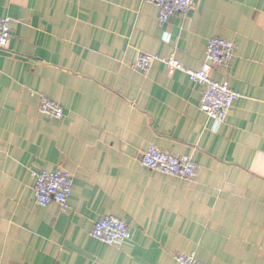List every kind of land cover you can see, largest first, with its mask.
I'll use <instances>...</instances> for the list:
<instances>
[{"label":"crops","instance_id":"1","mask_svg":"<svg viewBox=\"0 0 264 264\" xmlns=\"http://www.w3.org/2000/svg\"><path fill=\"white\" fill-rule=\"evenodd\" d=\"M0 264H264V0H196L160 25L144 0H0ZM217 37L235 57L209 76L240 93L227 120L200 109L203 87L140 53L204 68ZM47 97L62 120L40 113ZM190 156L186 180L141 164L150 147ZM73 179L70 209L35 200L33 172ZM115 216L128 244L95 240Z\"/></svg>","mask_w":264,"mask_h":264},{"label":"built area","instance_id":"2","mask_svg":"<svg viewBox=\"0 0 264 264\" xmlns=\"http://www.w3.org/2000/svg\"><path fill=\"white\" fill-rule=\"evenodd\" d=\"M158 8L159 23L164 25L174 16H187L194 8L196 0H144ZM12 34V20L10 17H0V51L7 48ZM235 57V46L232 41L214 37L209 40L206 48L204 68L195 71L182 65L174 55L161 58L155 55L140 53L134 69L147 72L155 63L162 62L167 66L170 76L177 72L184 73L190 81L203 87L200 101L201 111L214 123H224L235 102L241 98L240 93L234 91L227 83H218L209 76L210 67L227 68ZM40 113L52 121L62 120L65 109L59 103L43 97ZM141 164L154 172L170 177L186 180L194 179L199 167L190 156L178 157L152 146L141 157ZM35 200L39 207L56 204L64 209H70V198L73 192V179L63 169L54 172H33ZM95 240L110 246L128 244L132 239L130 227L115 216H105L98 220L91 233ZM177 264H203L194 255L185 253L175 257Z\"/></svg>","mask_w":264,"mask_h":264}]
</instances>
